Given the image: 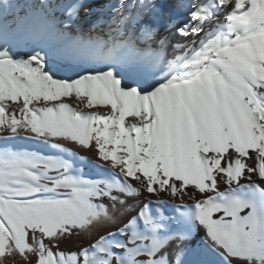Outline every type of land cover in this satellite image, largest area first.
I'll list each match as a JSON object with an SVG mask.
<instances>
[{"label":"snow or ice","instance_id":"6c2138e0","mask_svg":"<svg viewBox=\"0 0 264 264\" xmlns=\"http://www.w3.org/2000/svg\"><path fill=\"white\" fill-rule=\"evenodd\" d=\"M0 264H264V0H0Z\"/></svg>","mask_w":264,"mask_h":264},{"label":"bare ground","instance_id":"6f19581e","mask_svg":"<svg viewBox=\"0 0 264 264\" xmlns=\"http://www.w3.org/2000/svg\"><path fill=\"white\" fill-rule=\"evenodd\" d=\"M78 151V154L81 155V156H85L89 159H95L94 155L91 153V152H85V151H82V150H79L77 149ZM85 171L89 174V175H95V171L90 169V168H85ZM143 198V197H141ZM143 200H141L142 202ZM69 247H75V244H72V245H69Z\"/></svg>","mask_w":264,"mask_h":264},{"label":"rangeland","instance_id":"374dc122","mask_svg":"<svg viewBox=\"0 0 264 264\" xmlns=\"http://www.w3.org/2000/svg\"><path fill=\"white\" fill-rule=\"evenodd\" d=\"M69 147H72L71 145H68ZM74 151H78L77 148H73ZM143 200V198H141Z\"/></svg>","mask_w":264,"mask_h":264}]
</instances>
